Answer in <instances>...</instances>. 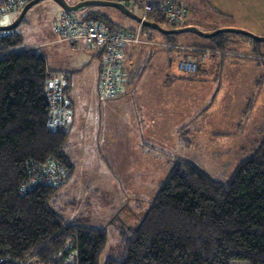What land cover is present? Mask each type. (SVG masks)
I'll use <instances>...</instances> for the list:
<instances>
[{"label": "rangeland", "instance_id": "obj_1", "mask_svg": "<svg viewBox=\"0 0 264 264\" xmlns=\"http://www.w3.org/2000/svg\"><path fill=\"white\" fill-rule=\"evenodd\" d=\"M65 1L74 4L79 0ZM179 1L182 7L190 3L197 9L200 23H196V28L201 32L235 28L264 37V0ZM127 7L140 16L141 8L137 3L127 4ZM19 9L2 14L0 25L11 23ZM62 11L53 0H40L26 11L14 31L21 36L22 47L41 50L48 69L68 73L70 97L72 101L73 96L80 99L83 112L78 127L84 122V132H74L76 119L73 118L64 151L74 169L52 199L51 209L63 214L66 220L79 219L89 227L105 228L106 245L98 258V264H103L117 249V227L136 225L175 158L192 162L212 180L224 183L237 163L252 154L264 134V42L237 33H224V49L208 60L207 65L200 66L195 74L187 75L178 70L176 60L179 51L188 46L183 41L192 37L208 44L209 40L191 31L166 35L149 29L148 32L163 42L151 47L152 54H162L161 50L168 53L138 60L139 66L144 67L139 71L142 76L134 82L132 92H139L136 90L148 78L165 76L172 79L170 88L175 89L169 104L171 115L146 125L140 103L130 95L132 92L122 93L125 89L122 83L119 86L122 94L115 99L104 101L98 96L95 81L102 67L100 59L94 57L91 63V52L82 43L72 46L56 41L52 24ZM87 12L105 14L121 28L133 29L137 25L119 10L103 5L82 7L70 14L80 17ZM160 26L168 28L170 25L162 22ZM167 36L177 40L172 49L162 47L172 46ZM124 50L125 47L121 58ZM135 52L132 50L133 54ZM247 54L252 56H244ZM170 57L171 66L168 65ZM217 60L222 62L221 68ZM75 67H79V72L73 70ZM218 74L227 81L222 77L214 79ZM181 126L183 129H178ZM115 138H120L121 143L113 141ZM230 264L247 263L231 261Z\"/></svg>", "mask_w": 264, "mask_h": 264}, {"label": "trees", "instance_id": "obj_2", "mask_svg": "<svg viewBox=\"0 0 264 264\" xmlns=\"http://www.w3.org/2000/svg\"><path fill=\"white\" fill-rule=\"evenodd\" d=\"M135 1L142 8L147 0ZM80 18L119 27L99 12ZM146 20L164 22L153 9ZM12 31L0 33V264H98L107 240L105 228L66 220L51 209L73 165L64 151L71 123L51 129L47 94L52 77L63 74L62 96L72 112L67 73L49 71L41 50L22 47L21 36ZM223 35L209 39L211 51L195 48V56L206 53V60L208 54H219L226 43ZM85 47L101 61L99 50ZM51 159L65 166V180L58 186L31 184L39 178L37 168ZM22 185L29 186L23 191ZM117 235V249L103 264H264V134L224 183L175 158L136 225L117 227Z\"/></svg>", "mask_w": 264, "mask_h": 264}, {"label": "built area", "instance_id": "obj_3", "mask_svg": "<svg viewBox=\"0 0 264 264\" xmlns=\"http://www.w3.org/2000/svg\"><path fill=\"white\" fill-rule=\"evenodd\" d=\"M26 1L2 0L0 2V16L6 12L17 10ZM109 1L124 4L126 7L127 4H135L136 2L135 0ZM152 9L161 14L167 25L180 24L186 19L184 8L175 0H159L155 4L147 0L141 8L139 16L141 22H137L136 27L133 29L109 28L107 25L99 22H89L77 15H71L66 11H62L53 21L52 30L56 35L57 41L79 42L95 50H99L98 52L102 55V67L97 88L103 97L113 98L121 92L119 84L124 76L121 58L122 48L140 45L145 42L142 37V20H146V15ZM205 56L206 53L199 56L187 55L180 57L177 61V68L182 73L191 75L195 73L197 64L205 60ZM62 85V74H57L50 80V90L47 94V100L51 104L49 125L52 130L60 126H66L71 121V113L67 110L66 106L67 101L62 96ZM36 172L39 178L34 179L35 181L31 184L39 183L58 186L65 180L68 174L65 166L54 159L39 166ZM28 186L22 185L21 190L25 191Z\"/></svg>", "mask_w": 264, "mask_h": 264}, {"label": "crops", "instance_id": "obj_4", "mask_svg": "<svg viewBox=\"0 0 264 264\" xmlns=\"http://www.w3.org/2000/svg\"><path fill=\"white\" fill-rule=\"evenodd\" d=\"M177 2L179 4H181L179 0H177ZM188 4H189V6H187V5L185 7L183 6L185 8V11H186V19H185V21L182 24L192 25V26L197 27L198 25H196V23L199 22L198 18H197V13H196L197 9L192 7L190 3H188ZM214 26H216V25H214ZM237 26L240 27V25H237ZM127 28H131V27H127ZM143 34H144V36H142V37L145 40L144 43H141L137 47H133V46L125 47V50L123 52L122 70H123L124 76H123V80H122V82H120V84L122 83L124 85L125 89H122V93H123V91L124 92L127 91L128 93H130L132 91H135L134 82L137 81V80H140V77L142 75H139V71H140V69H142L144 67L143 66L141 68L139 66V64H138V60L140 58L147 57L148 59H150V58L154 57V55L162 56L163 53L164 54L168 53V52H164L163 50H161L162 54L160 52H155V53L152 54L153 50H152L151 47L155 46L156 43H158L160 45L163 42L160 41V40L158 41L157 38L154 35H152L150 32H148V31L144 32ZM197 37H200V36H197ZM187 38H188V40L187 41H183V42L188 43V46L185 49H183L182 51H179V53L176 56V60L179 59L180 57L185 56V55H194L195 56L196 55V51H198V50H195V48H197V49H205V50H208L206 48H209V45H210V40L209 39L210 38L208 39L209 40L208 44L206 42H204V41L199 40L198 38H192V37L191 38L187 37ZM171 40H172V42H170V43L175 45L176 44L175 41H177V40L175 38H171ZM58 42H60V41H58ZM245 43L250 48H253V46H251V44H248V42H245ZM72 44L73 43H70V45H72ZM225 46H226V43H225ZM26 47H33V46H26ZM173 47H171V49ZM167 49H169V48H167ZM132 50H136V52H135L136 56L135 57H134L135 54L132 53ZM90 52L91 53H89V56H90V62L91 63H93V58L94 57L100 59L95 54V52H93L92 50H90ZM214 56L215 55H209L208 54V56H207V58H206V60H205V62L203 64L208 62V60L210 61V59L213 58ZM244 56H252V55H248L247 54V55H244ZM172 60H173L172 57H170L169 60H168V65L169 66L172 65ZM88 64H89V62L86 63V65H88ZM217 64H219L220 68L223 66L222 62H220L219 60H217ZM81 68H83V67H81ZM99 68H100V65L98 66L97 74L99 73ZM48 70L51 71V72H54V71H52L50 69H48ZM73 70H76V72H79V67H75V69H73ZM73 70H71L70 72L74 74ZM63 72L65 73V71H63ZM260 76H258V77H260ZM97 77H98V75H97ZM221 77H222V75L218 74V76H215L214 79H216V78L219 79ZM69 80H70V76H69ZM222 80L223 81H227V79H225L223 77H222ZM171 81H172V79L169 80L167 76H165L163 79H158L156 77L148 78L147 80H145L144 82L141 83V85H140L141 88H138L136 90V91H139V92H137V93L132 92L130 94L131 96L136 97L137 101L140 103L139 105L142 107V115L144 116L145 120H147L146 125H148V123L150 125H152L153 121H156L157 119H160L164 115L165 116L166 115H171V112L169 110V107H170L169 104H170V101H172V99H173L172 90L175 89V87L170 88L171 87ZM251 82H253V79H251ZM97 83H98V78L95 81L96 92H97ZM163 84L167 85L168 87L164 86ZM166 88H169V89L168 90H164ZM120 93L118 95H120ZM97 94H98V92H97ZM98 96L100 97L99 94H98ZM115 98H112V99H115ZM101 99H103L104 101L110 100V99H104V98H101ZM68 100H69V103H70L71 109H72V112H70L71 113V121H70L71 128L70 129H72L73 118H75L76 120H75V123H74V125H75L74 126V132L78 131V133H83L84 132L85 123L82 122L81 126L78 127L79 126L78 121L81 119L82 112H83L80 99H78V98L73 96V101H74L73 102L71 97H70V91H69L68 92ZM100 107H101V105H100ZM137 122H138V125L141 124V122H139V121H137ZM163 123L164 122H162V125H163ZM144 124L145 123H143V125ZM82 126H83V128H81ZM183 126H181V128L179 127L178 129H183ZM171 129L172 128H170V130ZM143 131H144V129H143ZM69 132H70V130H69ZM68 137H69V134H68ZM114 140L118 144H120L121 141H122V140H120V138H115V139H113V141ZM69 159H70V157H69ZM70 161H71V159H70ZM71 163H72L73 169H74V164H73V162H71ZM73 169H72V171H73Z\"/></svg>", "mask_w": 264, "mask_h": 264}, {"label": "water", "instance_id": "obj_5", "mask_svg": "<svg viewBox=\"0 0 264 264\" xmlns=\"http://www.w3.org/2000/svg\"><path fill=\"white\" fill-rule=\"evenodd\" d=\"M40 0H30L28 1L20 10L19 14L15 17V19L7 24V25H0V32L4 31H9L13 30L17 27V25L21 22V20L24 17V14L26 11L33 6L34 4L38 3ZM56 2L63 10L67 12H76L78 9L90 5H103V6H109L113 7L117 10H119L123 15L135 20L136 22H141V18L134 14L130 9H128L124 4L118 3V2H113L109 0H80L74 4H69L65 0H53ZM142 25L152 28L162 34L166 35H172L176 33H181L184 31H191L196 33L198 36L209 39L219 33H237L241 35H245L247 37H250L251 39L258 41V42H264V37L261 36H255L248 31H244L241 29H235V28H221L218 30H214L212 32H201L198 30L195 26L192 25H185L181 27H176V28H165L160 26L158 23L151 22L148 20H142Z\"/></svg>", "mask_w": 264, "mask_h": 264}, {"label": "bare ground", "instance_id": "obj_6", "mask_svg": "<svg viewBox=\"0 0 264 264\" xmlns=\"http://www.w3.org/2000/svg\"><path fill=\"white\" fill-rule=\"evenodd\" d=\"M2 1V0H1ZM0 1V2H1ZM30 1V0H29ZM27 2H25L21 7H20V9L26 4ZM19 9V8H18ZM19 9V10H20ZM63 11H65V10H63ZM67 12V11H66ZM68 13H70V12H68ZM4 32H6V33H12L13 31L12 30H9V31H4ZM60 42H63V41H60ZM70 43H72V42H70ZM75 43H77V42H75ZM57 75V74H56ZM63 75V74H62ZM98 80H99V77H98ZM122 80H123V78H122ZM122 80L120 81V82H122ZM63 82H64V75H63ZM97 85H98V83H97ZM66 101H67V99H66Z\"/></svg>", "mask_w": 264, "mask_h": 264}]
</instances>
